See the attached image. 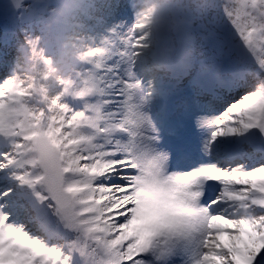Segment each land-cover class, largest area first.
<instances>
[{"label": "snow or ice", "instance_id": "6c2138e0", "mask_svg": "<svg viewBox=\"0 0 264 264\" xmlns=\"http://www.w3.org/2000/svg\"><path fill=\"white\" fill-rule=\"evenodd\" d=\"M0 15V264H264V0Z\"/></svg>", "mask_w": 264, "mask_h": 264}, {"label": "rangeland", "instance_id": "374dc122", "mask_svg": "<svg viewBox=\"0 0 264 264\" xmlns=\"http://www.w3.org/2000/svg\"><path fill=\"white\" fill-rule=\"evenodd\" d=\"M8 24L9 26L11 25L10 21H5V19L3 18V16H0V40L3 39V33H4V29H5V25ZM259 157L257 156V159Z\"/></svg>", "mask_w": 264, "mask_h": 264}, {"label": "water", "instance_id": "95a60500", "mask_svg": "<svg viewBox=\"0 0 264 264\" xmlns=\"http://www.w3.org/2000/svg\"><path fill=\"white\" fill-rule=\"evenodd\" d=\"M4 2V0H0V3H3Z\"/></svg>", "mask_w": 264, "mask_h": 264}, {"label": "bare ground", "instance_id": "6f19581e", "mask_svg": "<svg viewBox=\"0 0 264 264\" xmlns=\"http://www.w3.org/2000/svg\"><path fill=\"white\" fill-rule=\"evenodd\" d=\"M1 16V15H0ZM254 162V161H253Z\"/></svg>", "mask_w": 264, "mask_h": 264}]
</instances>
